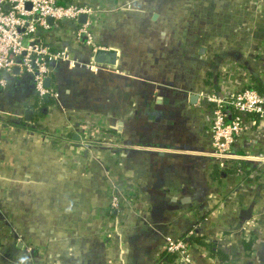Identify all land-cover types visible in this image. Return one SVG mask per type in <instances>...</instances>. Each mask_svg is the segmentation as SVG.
<instances>
[{"label": "crops", "instance_id": "crops-1", "mask_svg": "<svg viewBox=\"0 0 264 264\" xmlns=\"http://www.w3.org/2000/svg\"><path fill=\"white\" fill-rule=\"evenodd\" d=\"M71 1L116 59L55 63L43 116L0 91V264H264V121L218 158L203 98L264 93V0ZM52 25L45 43L87 60L76 28ZM188 231L181 261L165 241Z\"/></svg>", "mask_w": 264, "mask_h": 264}, {"label": "built area", "instance_id": "built-area-1", "mask_svg": "<svg viewBox=\"0 0 264 264\" xmlns=\"http://www.w3.org/2000/svg\"><path fill=\"white\" fill-rule=\"evenodd\" d=\"M92 11L90 7L71 0H0V88L7 87L8 80L13 77L12 70L17 69L32 83L36 100L40 102L46 95L57 97V93L45 84L55 63L64 62L96 71L101 62L96 61L95 55L106 49L95 42L90 30ZM81 15H86L84 22H79ZM60 21L76 28V38L89 47L87 60L75 58L67 46L52 47L41 41L39 31L48 30L52 23ZM203 98L211 106L210 148L218 158L229 155L237 139L250 129L252 116L264 121V93L255 88L243 87L226 95L206 93ZM225 107L230 108L231 116ZM101 139L103 145L112 143L106 137ZM257 156V160L263 163L264 155L259 152ZM120 200L115 192L112 193L108 207L119 208ZM192 233L188 231L182 237H167L165 251L178 255L182 261L187 251L186 239Z\"/></svg>", "mask_w": 264, "mask_h": 264}, {"label": "trees", "instance_id": "trees-1", "mask_svg": "<svg viewBox=\"0 0 264 264\" xmlns=\"http://www.w3.org/2000/svg\"><path fill=\"white\" fill-rule=\"evenodd\" d=\"M51 26H53V25H51ZM51 26H50V28H52ZM46 31L47 30H40L39 31V37L43 42H46L44 40L46 37V34H45ZM103 55H104L103 52L99 51L96 53L95 59L98 56H103ZM12 76L15 77L14 82L10 83V85L8 84L6 89H4V88L0 89V91H2V94L4 95V97L6 99L12 100L14 98H20L22 96L27 95V93L28 94L30 93L29 95L32 94L33 97H35L36 94L33 90L32 83L28 80V78H24L21 75H15L13 70H12ZM56 88H58V87L56 86ZM52 104H54L52 99H49V97L46 95L43 99L40 100L38 105H35L34 107H32L34 118L38 117V116H43L45 110L49 109L52 106ZM225 111L228 113L229 116H231V111H230L229 107H225ZM22 121L23 122H21V123H25L24 119H22ZM237 165L238 164L235 161H232L229 164V166L226 167L225 169H222V168L219 169V166L217 164L213 165L212 175L217 177L220 175H226L227 173L234 172V171L240 169V168H238V166H240V165H238V166ZM241 167H245L246 168L245 170L248 171V169L251 167L250 162H244L243 164H241ZM263 186H264V184H263ZM194 239H197V237L194 235H189L186 239L187 244L192 242Z\"/></svg>", "mask_w": 264, "mask_h": 264}, {"label": "water", "instance_id": "water-1", "mask_svg": "<svg viewBox=\"0 0 264 264\" xmlns=\"http://www.w3.org/2000/svg\"><path fill=\"white\" fill-rule=\"evenodd\" d=\"M83 19H84V15H81L80 17H79V21H83ZM47 21L49 22V23H51V19L50 18H47ZM101 51V50H100ZM99 52V51H98ZM102 52H103V56H98L97 58H96V61L97 62H108V61H110L111 63H114L115 62V59H116V51L114 50V49H107V50H102ZM106 55H109L110 56V60H106L104 57L106 56ZM49 83H50V81H49V79L48 78H46L45 79V84L48 86L49 85ZM24 118L26 119V120H30L31 118H32V111L30 110V109H27L25 112H24Z\"/></svg>", "mask_w": 264, "mask_h": 264}]
</instances>
